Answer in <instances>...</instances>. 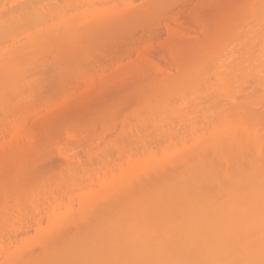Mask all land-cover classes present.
I'll use <instances>...</instances> for the list:
<instances>
[{
	"label": "bare ground",
	"instance_id": "bare-ground-1",
	"mask_svg": "<svg viewBox=\"0 0 264 264\" xmlns=\"http://www.w3.org/2000/svg\"><path fill=\"white\" fill-rule=\"evenodd\" d=\"M170 1L144 0L138 7L132 0H0V132L12 131L6 138L0 133V184L7 179V192L18 188L12 205L0 202V264H264V0L238 2L237 13L235 2V17L219 20V31L202 32L190 61L178 46L185 60L173 74L157 62L149 66L142 51L137 69L150 90L147 102L139 97L143 110L141 104L137 115L130 113L137 122L127 115L135 126L114 132L105 149L85 148L82 167L70 154L75 145L67 144L70 151L59 149L65 160L57 172L21 182L17 167L42 160L36 152L45 151L44 143L42 149L30 143L33 132L24 123L51 106L50 83L63 93L91 86L83 64L93 39L113 30L111 23L123 37L135 15L156 16ZM128 64L124 73L134 71ZM32 120L34 126L43 121ZM21 136L29 142L22 144ZM19 150L30 156L18 157Z\"/></svg>",
	"mask_w": 264,
	"mask_h": 264
},
{
	"label": "rangeland",
	"instance_id": "rangeland-1",
	"mask_svg": "<svg viewBox=\"0 0 264 264\" xmlns=\"http://www.w3.org/2000/svg\"><path fill=\"white\" fill-rule=\"evenodd\" d=\"M59 1H61V0H59ZM140 1L143 2L144 0H132L133 4L138 6V7L142 3ZM171 1H173V2H171ZM171 1H170V4L171 5L173 4V5L171 6L169 4L168 5L169 7L166 5L164 7L165 11H164V8H162L163 10L159 9L161 11V13L159 11H158L159 13L156 12L155 13L156 16H154V13H153V15L149 13L151 15V17H149L150 16L149 14L145 15L142 12L143 15H144V17H143V15H141V13H139L142 16V17L140 16L142 18V19L141 18L140 19H141L142 23H144L143 24L144 26H141V23L139 24L138 21H135L137 18H138L137 20L140 21L139 17L135 15L134 19L133 20L131 19L130 22L131 23L135 22V23H138L139 25L134 24V26H132V25H130L131 24L130 22L128 24L126 22L125 26L124 25L123 26L125 28H127V25H129L128 28H127V32H128L129 28H131V29H129L130 31L127 34H126V32H124L123 37H122L123 32L119 31V29L121 27L119 28L117 26V24L115 25V23H111L107 27L112 28L113 30H109L108 32L103 31L102 34L100 32V36L99 35H98L99 37L97 36V38L100 39V40H98L97 38H95V39L91 38V39H93V41H95L96 44L93 45V49H91V51H89L90 54H89V52L87 50L86 51L88 52V54H87V52L85 54L87 56L88 55H90V56L92 55L93 56L94 54L95 55H94V57L91 56L90 58L85 57L86 56L85 54H84L85 56L83 55V58L84 57L87 58V60H85L86 62L84 61L83 65H85V66L87 65L88 66L87 70H89V71L86 70V73L88 74V72H89L90 74H88V76H87L86 73L82 72L83 74H86L85 76L88 78V80L90 79L93 82V84L91 86L86 87V86H84L82 84L81 85L78 84V83H80V82H78L75 85L78 84L77 86L79 88L77 86L73 87L74 84L72 86L71 85L72 82H70L71 83L70 84L69 80H68V83L70 84V87H73V88L69 87L70 89L68 88L69 90L67 89L68 91H64V93H63V91H61L60 88L58 87L59 86L58 82H57L58 86H56V83L55 84L53 83V85H51L52 83H50V86H53L51 88V92H53L52 93L53 97L50 98L51 99V103H50L51 106L49 105L46 108L45 107L41 108V107H39V105L37 106V104H36L35 108L39 107L40 109H38V110L36 109L37 110L36 114L32 115L31 118H29V120H32V119L36 120V119L40 118L41 121L43 120L42 122H44L43 125H42V122H41V125H39L40 124L39 123L38 126H37V124L35 123L36 126H34L27 119H25V123H24V126L27 125V123H28L29 130H31L34 133V134L32 133V135H31L30 134L31 132L28 131V129H26L28 132H30V133H27L28 136L25 135L27 137V139L30 138L29 137L30 135H31L32 138H34L33 140H30L31 141L30 143L35 144V142L37 141L36 144H38V146H39V143H41V146H40L41 149L45 146V151H43L44 148L40 151L41 155H39L40 152H38V151L36 152L37 157L40 156L42 158V160L40 159V157L37 158L34 155L35 159L36 158L40 159L42 162L40 160H35V161H39L40 162V163L39 162L37 163L33 159V161H31L32 162L31 165H30V162H29V164H28V166L30 165L29 167L26 165L28 168L27 167L23 168L24 166L22 168H20V167L18 168L17 167L18 173L21 171L20 172L21 174L19 173V175L21 176L20 179L22 178L21 182L23 181L24 183H26V182L31 183V181H34L35 177H36V179L37 178L40 179L41 177L44 178L46 175L50 176L51 171H52V173L53 172L54 173L57 172L56 170H59V168L64 163L63 160H65L64 157L62 158V156H64V155L61 156V154H63V153H61L62 151H60V150H66L67 149L66 151H70L71 149L68 150V147H67L68 145L69 146L75 145V147L74 146L72 147V152L70 151V154L73 155V153H74V156L76 155L75 159L78 156L79 159L78 160L76 159V161H79V162H77V164H78V163L82 162L84 159H85V161L87 159L86 157L84 158V156H86L85 148H87V149L91 148L93 145H94L93 148L95 150L97 148L99 149L100 147L102 148L104 146V144L107 142V140L110 141L111 137H113V139H114V137L116 136V134L118 133V131L120 129H126L127 130V129H130V127L133 128L135 125H132L133 127L129 126L131 122L127 118L129 116V119H132L131 118L132 116H131L130 113L131 112H135L134 110L138 106H140L141 104H142V107H139L141 109H139V108L138 109L140 111L143 110L142 108H144L146 106V104H145L147 102L146 98H147V95H148L149 90H150L149 87H147L145 85V83L143 82V81H145L146 76L143 74L144 78H142L143 75H141V72L137 69V64H139L142 61V60L139 61L140 56L143 53H145V54L142 55V57L144 56L143 59H146V58L151 59V60L147 61V62L151 63V64H149V66H155L154 65L155 63H153V62H157V65L159 64L158 66H161V67H158V68L161 69L162 67H164V68H162L163 71L167 68L166 70L168 71L169 74L175 73L176 72V70H175L176 64L179 63V62H182V61L184 62L185 58L186 59L188 58V60H189V57L191 58L190 54L192 55L194 53L193 51L196 48L198 49L202 45V41H203V39H205V38H203L204 36H202L204 34L202 32H204L206 30L208 33H210L211 31H213L212 28H214L217 31H219L221 28L218 30L215 26H218L219 23H221L222 21L224 22L228 18H231L230 15H233V12H234V9H235L234 7L236 6V4L238 2L239 3L240 2L242 3L243 1L245 2L246 0H187V1L186 0H178V1L177 0H171ZM184 1H185V3L187 2V4H185ZM135 2L137 4H135ZM145 2H146V0H145ZM235 2H237V3H235ZM98 3H99V1L96 4L98 5ZM239 3L237 4L238 8L236 6V10H235L236 12L235 13H237V11H238L237 9H240L239 8V6H240ZM182 4L183 5L185 4V5L183 6ZM242 4H241V6H242ZM175 5L177 7H175ZM179 5L181 7H179ZM136 6H134V7L136 8ZM98 7H100V5ZM138 7H137V9H138ZM147 7H148V5H147ZM135 8H134V10H136ZM143 8L146 9L145 6H143ZM169 8L170 9L172 8L171 11H170ZM144 9L141 10L139 8L138 10H140V12H141ZM136 13H138L137 10H136ZM223 14H225V15L223 16ZM135 17H137V18H135ZM223 17L224 18L226 17V19H224ZM146 19H147V21H146ZM143 20H145L146 23L143 22ZM219 20H221V22ZM227 21H229V20H227ZM225 24L226 25H224V28H225V26L226 27L229 26V24H231V22L229 24H227V23H225ZM168 25L170 26L169 29L171 30L169 32H167L169 30L167 28ZM123 26H122V28H124ZM146 26H147V28H146ZM221 27H222V24H221ZM116 28H118V33H117ZM172 30H174V32H172ZM179 30H181V31H179ZM216 30H215V32H216ZM111 31H113V32H111ZM114 32H116V33H114ZM181 32L185 33V35L183 36V34ZM168 33H170V34H168ZM174 33H175V35H174ZM214 33L212 32V34H214ZM113 34L114 35L117 34V39L115 38L116 36L114 37ZM186 34H188V35H186ZM92 37H95V36H92ZM168 37H169V40H168ZM170 37H171V39H170ZM113 38L115 40H112ZM96 40H98V41H96ZM167 40H168V42H166ZM182 40H183L184 43L182 42ZM93 41L90 40L87 44L89 45L91 42L93 44ZM114 41H119V42H117L118 43L117 44ZM173 41H175V42L173 43ZM179 41H180L181 44L179 43ZM186 41H188V42H186ZM170 42H172V44ZM177 42L179 43V45H178ZM198 43H199V45H198ZM87 44H82L81 46L80 45L79 46H80V48L82 46L84 48V45H85L86 47L84 49H88L87 48V46H88ZM174 44H175V47L174 46L173 47L175 48V51H174V48L171 47ZM90 46L91 45H89L88 47H90ZM178 46H180V47L182 46L183 47V48L179 47L181 49L180 50L181 52L184 51V50H187L188 52L191 51V52L188 53L186 51L185 54H184L185 58H183L181 56L183 55L182 53H184V52L181 53L179 51V49L177 48ZM191 46L193 47V49H192ZM93 50H94V52H92ZM95 51H97L98 54H96ZM170 51L172 52V55H174L176 51H178V52H176V54L174 56H172L170 54L171 53ZM141 52H142V54L139 55ZM197 52H198V50H197ZM186 54L188 55L187 57H186ZM195 54L197 55L196 51H195ZM194 55H192V57H194ZM177 56H179V57H177ZM180 58H183V59L180 60ZM188 60H186V61H188ZM147 62H146V64H148ZM188 62H187V64H188ZM80 63L82 65L83 62H80ZM127 63H129L128 66L133 64L132 66L134 68V71L132 69V70H130L129 73H128L129 70H127L126 73L123 72L124 70L121 67H124V69H126L125 67H127ZM152 63H153V65H152ZM94 64H95V66H94ZM123 65H125V66H123ZM157 65H156V67H157ZM179 65L184 66L185 64H183V63L181 64L180 63ZM47 66H49V64ZM53 66H54V64H52V67ZM89 66L91 67L92 70L90 69ZM115 66H117V68H115ZM132 66H130V67H132ZM177 67H179V66H177ZM44 68H45V66H44ZM96 68H97V70H96ZM98 68H100V69H98ZM49 69L50 68H48V70ZM79 69H81V68H79ZM84 69H86V68H84ZM129 69H131V68H129ZM51 70H53V68ZM118 70L119 71L123 70L122 72L124 74L122 72H119ZM55 71H56V69H55ZM116 72H119V73H117L118 76L119 75H123L121 79H120L121 76L117 77L119 79H114V78H116V77H114V74H115V76H117ZM55 73L57 74V71ZM59 74H60V72L58 71L57 75H59ZM78 74L82 76L81 72H79ZM165 74H167L166 71H165ZM85 76H82V78L85 77ZM43 77H44V75H43ZM58 78L59 77H57L56 80ZM40 79H42V78H40ZM44 82H45V80H44ZM132 82L134 83V85H133ZM46 84H47V82H46ZM42 85H44V83H42ZM39 88H41V87H39ZM72 89H74L75 91L72 90ZM133 89H135L136 91L133 90ZM38 90L35 88L34 91L38 92ZM44 90H46V92L48 91V89H45V87H44ZM71 90H72V92H70ZM152 90L153 89L151 88V91ZM49 91H50V89H49ZM130 91H131V93H130ZM61 92H62V95H61ZM48 93H50V92H48ZM129 93L131 94V96H129ZM36 94H38V93H36ZM31 95H35L34 92L31 93ZM59 95H61V96H59ZM33 97H35V96H33ZM44 97H45V95H44ZM46 97H47V95H46ZM61 97H63V98L61 99ZM139 97H145L143 99V101L146 99V102L143 103L142 100H141L142 98L140 99ZM21 98L24 100L23 97H21ZM36 98L38 99V97H36ZM30 100L31 99L27 100L26 102L28 103V101H30ZM140 100H141L142 103H140ZM26 102H25V104H26ZM35 102H37V100ZM40 103H42V102H40ZM25 104L22 105V106L25 107V106L28 105V104L27 105H25ZM143 104H145V105L143 106ZM29 105H31V104H29ZM32 105H33V103H32ZM121 106H122V108H121ZM40 110H42V111H40ZM45 111H46V113H45ZM136 111L138 113L137 109H136ZM135 114H136V112H135ZM39 115H40V117H39ZM83 119H84V121H83ZM131 121H132V123L133 122H137L136 120L134 121V119H132ZM33 122H37V120L33 121ZM38 122H40V121H38ZM47 122L49 124H51V126ZM29 124L33 125V126H31V128H30ZM44 124H45V127H43ZM134 124H136V123H134ZM47 125L49 127H47ZM100 125H102V126H100ZM9 128L8 129L5 128L6 131L4 130L5 133H6V136H4L5 138L9 136V133L12 132L11 129H9ZM26 128H27V126H26ZM46 128H48V130ZM41 129H43V130L41 131ZM65 129H66L67 132L65 131ZM114 129H117V131H114ZM9 130H10V132H9ZM1 131L2 132H0V133L4 132L3 130H1ZM65 132L67 134H65ZM114 132L116 133L115 136H114ZM7 134H8V136H7ZM0 135H2V134H0ZM50 135L52 136V138L54 137L53 140H51L52 138L49 137ZM22 136H24V135H22ZM22 136L20 137V139L22 138ZM47 136L49 138L48 141L46 140ZM32 138H30V139H32ZM39 139H40L41 142L39 141ZM74 139H76V140H74ZM113 139H111V140H113ZM17 140H19V139L17 138ZM24 140H26L25 137H24ZM24 140L22 138V142H23V143L21 142L22 144L25 143ZM46 141H47V143H49V141H52V142H50L49 144H46ZM83 141H85V142H83ZM1 142H3V141L1 140ZM26 142H27V140H26ZM28 142H29V140H28ZM90 142H91V144L92 143L93 144L91 145ZM103 142H104V144H103ZM42 143H44L43 147H42ZM70 143H72V144L70 145ZM110 143H112V142H110ZM107 144L109 145L108 142H107ZM59 145H61V146H59ZM98 145H100V147H97ZM49 148H50V150H48ZM64 148H66V149H64ZM93 148H92V150H94ZM20 149H21V147H20ZM98 149H97V151H98ZM103 149H105V146L103 147ZM22 150H23V148H22ZM89 150H91V149H89ZM19 151L16 152L17 156L18 157H24L23 155L25 154V152H22V151L19 152ZM23 151H25V150H23ZM42 151H43V153H42ZM51 151H53V152H51ZM73 151H75V152H73ZM97 151H94V152H97ZM104 152L107 153V151H104ZM20 154H23V155H20ZM70 154H68V156ZM110 154H111V156L113 155L112 152L108 153V155H110ZM97 155H99V154H97ZM29 156H30V154H29ZM29 156H27V157H29ZM97 157H99V156H97ZM115 157L113 155L111 158L114 159ZM85 163L87 164V162H85ZM44 164L45 165L48 164V165L44 166ZM82 164L80 163L81 167H82ZM58 165H59V167H58ZM83 165H85V164H83ZM4 168L6 169V167H3V169ZM44 168H47V169L45 170ZM8 169L5 170L6 171L5 173H7ZM10 169H11V166H10ZM10 169H9V171H10ZM36 173L39 174V175H37ZM52 173H51V175L54 174V173L53 174ZM31 178L33 180H31ZM5 181L8 182L5 185V187L0 184V186H1L0 187V202H2L3 204L6 203L7 206H10L9 204L12 203L13 196L15 195V191L14 190H16L18 188L16 187L14 190H12L13 192H11V190L9 189L10 192H7V190L5 188H6V186H9L8 185L9 181H7V179ZM16 186H18V184ZM11 187H12L11 189H13L15 186L13 184H11ZM8 188H10V187H8ZM8 197L10 198L9 200H8Z\"/></svg>",
	"mask_w": 264,
	"mask_h": 264
}]
</instances>
